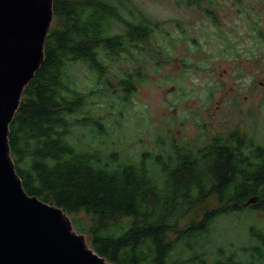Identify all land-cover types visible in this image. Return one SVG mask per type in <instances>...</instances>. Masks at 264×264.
Masks as SVG:
<instances>
[{
  "label": "trees",
  "instance_id": "obj_1",
  "mask_svg": "<svg viewBox=\"0 0 264 264\" xmlns=\"http://www.w3.org/2000/svg\"><path fill=\"white\" fill-rule=\"evenodd\" d=\"M201 9L211 14L208 7ZM53 17L43 63L24 88L9 126L10 152L25 191L68 216L83 211L87 225L71 219L74 228L110 262L264 264V228L250 227L248 244L241 248L224 253L226 247L216 246L220 256L207 257L205 251L219 216L240 212L242 205L264 214V143L231 130L207 143L184 138L168 151L160 143L158 152L131 160L74 140L77 125H92L95 139L106 128L101 115L86 111L85 93L74 88L66 69L84 61L110 85L106 59L146 42L161 27L128 0H53ZM112 20L124 31L109 34ZM130 78L126 74L123 84ZM211 198L217 206L205 208Z\"/></svg>",
  "mask_w": 264,
  "mask_h": 264
},
{
  "label": "rangeland",
  "instance_id": "obj_2",
  "mask_svg": "<svg viewBox=\"0 0 264 264\" xmlns=\"http://www.w3.org/2000/svg\"><path fill=\"white\" fill-rule=\"evenodd\" d=\"M198 1L199 6L185 0H128L161 30L127 53L106 59L110 85L84 61L66 69L74 88L85 93L86 111L101 115L106 128L95 139L92 125H77L74 140L117 150L131 160L145 151L158 152L160 143L168 151L184 138L207 143L214 134L231 130L264 143V0ZM205 6L210 15L201 9ZM54 22L53 17L50 27ZM113 31H124L117 20L108 24L107 32ZM126 74H131L127 85L122 82ZM216 206L214 198L205 203V208ZM242 208L215 220L207 257L220 256L216 246L226 247L224 253L241 248L248 244L250 227L264 228L259 208ZM69 218L88 223L83 211Z\"/></svg>",
  "mask_w": 264,
  "mask_h": 264
},
{
  "label": "water",
  "instance_id": "obj_3",
  "mask_svg": "<svg viewBox=\"0 0 264 264\" xmlns=\"http://www.w3.org/2000/svg\"><path fill=\"white\" fill-rule=\"evenodd\" d=\"M53 0H0V264H118L98 255L58 206L28 194L9 126L44 59Z\"/></svg>",
  "mask_w": 264,
  "mask_h": 264
}]
</instances>
